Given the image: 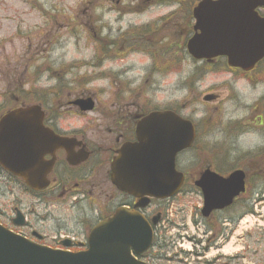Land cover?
I'll return each instance as SVG.
<instances>
[{"label": "flooded vegetation", "instance_id": "flooded-vegetation-1", "mask_svg": "<svg viewBox=\"0 0 264 264\" xmlns=\"http://www.w3.org/2000/svg\"><path fill=\"white\" fill-rule=\"evenodd\" d=\"M162 1L135 0V8L120 11L114 7L113 11L121 13L122 20L128 15H143L161 8L163 5L156 3ZM180 8L188 22L183 4ZM175 16L173 13L161 18V25L167 27ZM47 33L44 40H41L42 33L33 35L39 41L35 49L37 56L25 57L26 61L21 64L24 72L29 71L33 76L31 88L24 89L20 80L18 87L9 81L0 93V123L4 116L20 108L38 107L42 113L41 128L30 127V134H26L24 126H15L2 136L0 154L14 155L18 149L16 145H20V155L12 156L10 167L30 171L31 179L42 178L47 183L40 184L45 186L42 189H33L28 179L9 172L0 160V226L38 246L82 253L90 250V236L100 224L112 219L121 209H127L143 216L153 231V243L147 252L136 255L133 254L135 249H130L137 261L146 264H240L247 259L246 250L231 257L221 254L212 261H206L205 256L227 242L238 214L249 208L248 193L231 207L207 217L202 213L205 200L201 196L198 215H193L192 222L186 225L180 214L174 213L175 199L149 197L142 200L119 190L112 181V167L124 146L137 143V129L145 118L157 111H177L192 123L196 135L192 147L176 160L177 169L185 177L183 193L196 189V180L208 169L223 177L243 170L247 188L264 189V70L258 68L246 73L232 69L224 58L198 62L188 55L187 49L183 51L178 47L182 52L179 56L201 66L189 71L185 80L181 78L191 96L187 95L188 98L174 108L172 93L164 105L157 97L162 89L160 82L170 83L173 76V45L169 46L168 54L155 53L158 41L155 37L141 44V39L127 35L105 42L102 44L105 53H96L97 68L109 62H119L121 66H110L101 74L109 80V85L99 100L87 89L89 80L86 78H73L62 84L51 58L56 46L60 45L61 35ZM138 46H142L144 52L137 51ZM134 59L142 68L138 76H133L131 68ZM211 74L216 78L226 77L217 87L225 88L228 96L217 103L213 113L205 110V114L198 116L196 92L205 81V75ZM40 82L43 84L39 85ZM243 85L261 93L251 105H242ZM219 98L209 94L202 102L215 103ZM89 99L93 107L86 110L91 104L87 102ZM227 104L234 106L229 113ZM240 111L244 115L238 117ZM36 129L39 133H32ZM216 136L215 142H211ZM247 137H257L262 143L244 152L238 146L240 140ZM195 151L197 158H192L189 164L199 165L191 173L180 170L182 158ZM206 155L207 159L200 162ZM262 200L264 203V196ZM186 244L189 253L181 249Z\"/></svg>", "mask_w": 264, "mask_h": 264}, {"label": "water", "instance_id": "water-1", "mask_svg": "<svg viewBox=\"0 0 264 264\" xmlns=\"http://www.w3.org/2000/svg\"><path fill=\"white\" fill-rule=\"evenodd\" d=\"M260 8H264V0H203L194 10L195 29L200 34L189 42L190 53L196 59L225 56L230 66L251 69L264 58V17L257 13ZM35 117H41L36 107L10 113L1 122L0 137L15 126H24L25 130L38 126L31 119ZM172 128L169 135L167 132ZM193 138L192 126L177 114L150 115L138 128L139 142L124 147L114 161V184L142 199L174 196L183 183L182 175L175 169V159L179 152L191 146ZM21 149L19 146L13 156H19ZM0 159L12 173L27 177V172L9 168L14 160L11 154H2ZM207 173L197 185L212 193L206 198L208 212L229 206L244 192L242 172H235L227 179ZM29 182L37 189L42 187L37 186L41 180L36 184L33 180ZM151 243L152 230L148 223L140 215L123 209L93 231L91 248L86 253L38 247L0 227V264H143L131 257L130 249L142 254Z\"/></svg>", "mask_w": 264, "mask_h": 264}, {"label": "rangeland", "instance_id": "rangeland-1", "mask_svg": "<svg viewBox=\"0 0 264 264\" xmlns=\"http://www.w3.org/2000/svg\"><path fill=\"white\" fill-rule=\"evenodd\" d=\"M191 1L194 3L196 0ZM197 3L198 1L193 6H196ZM136 6L135 0H0V93L7 87L9 81L14 82L18 87L20 80L24 89L31 88L29 84L33 76L29 71L25 73L21 64L26 61L24 60L25 57L31 59L37 56L35 49L39 41L33 35L42 33L41 40H44L48 37L47 32H52L54 35L57 33L61 35L60 45L56 46L54 57L51 58L52 61H55L56 71L61 75L62 84L72 81L73 78H84V76L95 78L92 83L88 84L87 89L90 93L98 96L99 100H102V91L109 85V80L100 75L110 66L115 68L121 66H119V62H109L104 63L101 68L96 67L98 65L95 51L96 46H98L96 38H99V41L104 44L119 37L125 31L150 24L149 26L155 27L153 28L154 32L160 31L154 38L155 41L158 40L155 48L157 53L168 54L169 46L172 44L174 47L173 76L170 78V83L165 80L160 82L162 89L158 92L157 97L164 105L169 94L172 93L174 108H176L179 103L188 98L187 95L191 96L190 93L187 94L189 90H185L181 78L185 80V75L189 71L191 72L195 66H201V64L196 65L179 56L182 52L178 45H182L189 37L187 35L188 28L185 24L186 15L177 5L155 8L143 15H128L122 20L119 17L121 13L118 14L113 11L114 7L120 11H127ZM173 13H176V16L172 23L167 27L161 25V18H166ZM181 19L184 20L181 22ZM58 22L60 26H58ZM29 45H32V48ZM17 68L18 70H16ZM131 68L133 76L142 74V68L135 59ZM260 69L264 70V65ZM205 76V81L199 87L195 97L196 107L199 111L198 116L205 114V110L213 113L218 106L217 103L224 101L228 96V91L225 88L217 87L226 77L216 78L214 74ZM41 83L43 84L40 82L39 85ZM209 94L218 95L220 98L215 103H203V97ZM260 95V92L252 91L246 85L241 87L242 105H251ZM226 109L229 113L234 109V106L227 104ZM243 115V111L238 113V117ZM217 137H214L211 142L214 143ZM261 143V139L257 137H247L240 140L238 148L247 151L261 145ZM197 155L196 151L188 153L185 158H182L185 160V164L182 160L180 168L190 173L193 172L196 165L199 164L192 167L189 163L192 162V158H197ZM207 157V155L202 156L199 161L201 162ZM253 198H256V194ZM199 204L200 196L193 189L187 194L184 193L176 197L174 213L180 214L182 219H186L193 209L199 207ZM250 206L254 210V218L250 215L246 220L251 221V223L249 222L245 226V221L239 227L240 220L233 230H229L230 236L227 242L221 244L222 247L214 248L211 252L206 253V261H212L221 254L235 256L246 250L248 258H244L243 262L264 264V204L256 203ZM174 220H176L175 217ZM243 262L240 261V264Z\"/></svg>", "mask_w": 264, "mask_h": 264}, {"label": "trees", "instance_id": "trees-1", "mask_svg": "<svg viewBox=\"0 0 264 264\" xmlns=\"http://www.w3.org/2000/svg\"><path fill=\"white\" fill-rule=\"evenodd\" d=\"M197 1V0H196ZM195 1V2H196ZM194 2V3H195ZM194 3H192V1L191 0H186V4H188L190 7H193V4ZM142 36H147L148 34L147 33H144V32H142V34H141ZM157 44H158V41L156 42Z\"/></svg>", "mask_w": 264, "mask_h": 264}, {"label": "bare ground", "instance_id": "bare-ground-1", "mask_svg": "<svg viewBox=\"0 0 264 264\" xmlns=\"http://www.w3.org/2000/svg\"><path fill=\"white\" fill-rule=\"evenodd\" d=\"M171 130H172V131H171ZM171 130H170V131L167 130V131H168L167 133H168L169 135H170V134L172 135L173 128H172ZM28 133H29V131H26V134H28ZM168 138H169V137H168Z\"/></svg>", "mask_w": 264, "mask_h": 264}]
</instances>
